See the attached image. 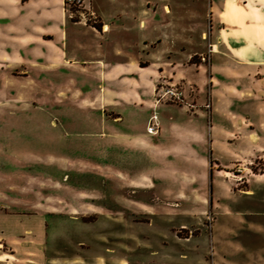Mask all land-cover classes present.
<instances>
[{
    "label": "rangeland",
    "instance_id": "rangeland-1",
    "mask_svg": "<svg viewBox=\"0 0 264 264\" xmlns=\"http://www.w3.org/2000/svg\"><path fill=\"white\" fill-rule=\"evenodd\" d=\"M194 38L164 57L178 68L152 107L79 64L28 73L0 59V210L42 214L49 257L264 264V68L213 70L214 38Z\"/></svg>",
    "mask_w": 264,
    "mask_h": 264
},
{
    "label": "crops",
    "instance_id": "crops-1",
    "mask_svg": "<svg viewBox=\"0 0 264 264\" xmlns=\"http://www.w3.org/2000/svg\"><path fill=\"white\" fill-rule=\"evenodd\" d=\"M84 4L97 19L93 25L72 19L63 0H0L2 66L30 73L79 64L111 83V90L125 85L114 93L145 107L157 103L154 90L160 74L178 68L176 62L165 69L164 57L175 58L180 42H195L197 35L201 40L208 33L214 38L213 70L223 60L264 68V0H84ZM133 51L146 56L144 64ZM47 228L38 212L0 210V264H64L45 252Z\"/></svg>",
    "mask_w": 264,
    "mask_h": 264
},
{
    "label": "built area",
    "instance_id": "built-area-1",
    "mask_svg": "<svg viewBox=\"0 0 264 264\" xmlns=\"http://www.w3.org/2000/svg\"><path fill=\"white\" fill-rule=\"evenodd\" d=\"M64 4L70 7V17L83 22L84 24H95L97 19L94 13L86 7L84 0H63ZM149 131H154L155 127L149 126Z\"/></svg>",
    "mask_w": 264,
    "mask_h": 264
}]
</instances>
